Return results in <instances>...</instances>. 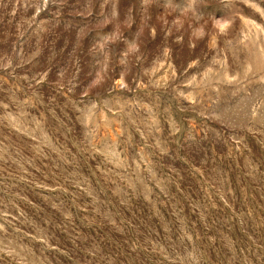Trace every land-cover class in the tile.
Listing matches in <instances>:
<instances>
[{"label": "rangeland", "instance_id": "rangeland-1", "mask_svg": "<svg viewBox=\"0 0 264 264\" xmlns=\"http://www.w3.org/2000/svg\"><path fill=\"white\" fill-rule=\"evenodd\" d=\"M0 264H264V0H0Z\"/></svg>", "mask_w": 264, "mask_h": 264}]
</instances>
